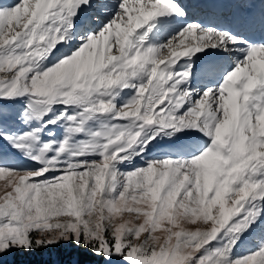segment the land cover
I'll list each match as a JSON object with an SVG mask.
<instances>
[{"label":"snow or ice","instance_id":"1","mask_svg":"<svg viewBox=\"0 0 264 264\" xmlns=\"http://www.w3.org/2000/svg\"><path fill=\"white\" fill-rule=\"evenodd\" d=\"M71 244L264 264V0H0V256Z\"/></svg>","mask_w":264,"mask_h":264},{"label":"rangeland","instance_id":"2","mask_svg":"<svg viewBox=\"0 0 264 264\" xmlns=\"http://www.w3.org/2000/svg\"><path fill=\"white\" fill-rule=\"evenodd\" d=\"M4 2L11 3L14 0H4ZM39 252H33V255L37 259H41V264H104L102 258L95 257L90 253L78 249L75 244L50 246L43 249V255H40ZM23 253L14 251L8 253L6 257L0 256V264H15L17 260L22 262L24 259L22 257ZM116 264H121V262L117 261Z\"/></svg>","mask_w":264,"mask_h":264},{"label":"trees","instance_id":"3","mask_svg":"<svg viewBox=\"0 0 264 264\" xmlns=\"http://www.w3.org/2000/svg\"><path fill=\"white\" fill-rule=\"evenodd\" d=\"M39 253L43 255L44 252L41 250ZM22 257L24 258L23 261L19 262V260H17L15 264H41V259H37V257L33 255V252H24Z\"/></svg>","mask_w":264,"mask_h":264},{"label":"clouds","instance_id":"4","mask_svg":"<svg viewBox=\"0 0 264 264\" xmlns=\"http://www.w3.org/2000/svg\"><path fill=\"white\" fill-rule=\"evenodd\" d=\"M40 238H41V239H46V238H48V237H45V236L42 235Z\"/></svg>","mask_w":264,"mask_h":264}]
</instances>
